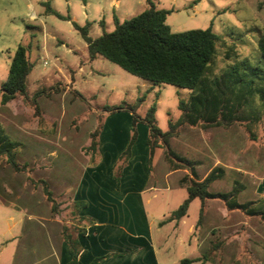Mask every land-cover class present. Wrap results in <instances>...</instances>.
Instances as JSON below:
<instances>
[{
	"label": "rangeland",
	"instance_id": "rangeland-1",
	"mask_svg": "<svg viewBox=\"0 0 264 264\" xmlns=\"http://www.w3.org/2000/svg\"><path fill=\"white\" fill-rule=\"evenodd\" d=\"M45 1L0 0V123L13 139L22 143L16 156L20 170L0 154V249L8 246L2 253L3 262L12 259L19 242L11 240L9 234L8 227L14 222L8 218L11 215L23 216V224L13 231L23 226L26 235L22 240L29 246L52 241L58 226L62 237L65 233L73 236L80 229L84 222L78 215L73 193L83 168L97 159V150L91 148L92 134L108 123V133L117 131L113 138L116 151L121 153L114 164H128L129 158L121 156L129 146L132 150L136 142L131 143L132 134L138 131L139 123H145L139 121L135 125L126 108H133L144 117L156 103V125L163 132L170 130V123L176 125L169 145L179 155L198 162L196 170L201 179L213 168L223 167L226 174L210 185L211 192H228L239 183L244 185L238 196L240 202L260 198L255 192L264 173V100L259 93L255 92L241 111L248 118L258 116V122L236 121L227 127L209 128L181 124L179 104L188 101L192 89L154 85L101 55L91 59L87 44L72 21L46 12ZM49 1L55 11L74 17L78 24L91 22L93 38L102 33V27L112 31L115 17L123 22L141 13L147 4L146 0H120L121 9L114 10L112 0H89V8L81 0ZM155 3L171 11L167 23L173 31L212 27L219 35L217 54L207 73L210 77H220L238 63H245L243 68L240 65L241 74L251 75L250 66L264 69L259 50L264 0ZM20 44L31 45L33 69L27 78V93L3 105L2 85ZM254 81L255 86H260L259 77H254ZM120 106L123 108L114 109ZM111 115L114 119H110ZM155 141L158 143L148 164H153L156 188L147 191L144 199H149L146 209L156 227L169 220L172 211L188 197L181 180L191 174L188 169H179L166 176L171 168L165 159V146L160 139ZM121 169L116 166V177H120ZM115 181L118 185L119 180ZM45 185L54 202L47 197ZM202 206L203 200L195 198L184 223L175 219L178 224L170 222L162 228L161 235L167 240L172 258L166 263L184 257L195 259L196 264H264V219L228 209L220 199H206L200 220ZM30 215L36 217L28 219ZM191 224L193 233H189ZM156 236L159 238L160 234Z\"/></svg>",
	"mask_w": 264,
	"mask_h": 264
},
{
	"label": "trees",
	"instance_id": "trees-1",
	"mask_svg": "<svg viewBox=\"0 0 264 264\" xmlns=\"http://www.w3.org/2000/svg\"><path fill=\"white\" fill-rule=\"evenodd\" d=\"M81 1L86 3L87 0ZM146 1L148 7L144 11L123 22L115 18V28L108 32L102 27V34L96 38L90 35L91 22L87 21L85 25H80L72 21L75 29L79 31L87 44L89 57L94 59L101 55L154 85L170 84L192 89L193 92L188 101L182 100L179 104L182 111L181 124L209 128L227 127L236 121L258 122L260 119L258 116H249L250 118H248V116H242L241 111L255 92L260 94L261 100H264V69L250 66L248 68L251 70V75L241 74V68L245 63H238L220 77H210L207 73L217 54L219 35L212 30V27L175 32L167 23V15L171 11L158 8L155 0ZM43 5L46 12L71 20L70 16H64L55 11L49 0L45 1ZM30 50V44H20L14 53L8 77L2 85L1 103L3 105L14 100L18 95L27 93V78L33 69ZM259 50L264 58V29L259 39ZM240 65H242L241 68ZM254 77H259L260 86L254 85ZM121 108L123 106L114 109ZM126 109L132 114L135 125L139 121L148 125V145L151 157H153L155 146L158 143L155 140L160 139L163 142V147L165 146V159L171 170L188 169L190 171L191 177L185 176L181 180L182 185L188 191V197L177 210L172 212L170 220H179L186 216L190 203L195 198L203 200L200 220L203 216L206 199H220L228 209H238L246 215H259L264 219V197L248 202L239 201L238 196L244 190V185L235 183L228 192H211L209 190L213 182L225 175V169L221 166L215 167L204 179H200L196 170L198 162L179 155L169 145L170 138L176 133V125L170 123L168 132H163L156 125V103L144 117L139 116L133 108ZM100 131L101 128L92 134L91 148L94 150H98ZM251 135L253 136V134ZM136 138L137 131L135 130L131 143H134ZM21 146L22 143L13 139L0 123V154L6 155L7 161L16 170L21 169L16 159ZM130 148L131 146L123 153L121 159L130 157ZM116 179L119 180V177ZM45 192L49 200L54 202L52 192L47 185H45ZM76 203L79 208L86 205L82 202ZM64 239L70 246L72 262L82 264L78 261V241L66 233ZM107 257L96 258L89 264H100ZM194 261L196 260L183 258L181 264H192Z\"/></svg>",
	"mask_w": 264,
	"mask_h": 264
},
{
	"label": "crops",
	"instance_id": "crops-1",
	"mask_svg": "<svg viewBox=\"0 0 264 264\" xmlns=\"http://www.w3.org/2000/svg\"><path fill=\"white\" fill-rule=\"evenodd\" d=\"M139 3L143 5V2ZM84 4L88 8L91 5L89 0ZM110 5L114 10H119L122 4L120 0H112ZM147 7L148 4H145L144 10ZM71 21H75V18H71ZM112 117L114 116L111 115L110 119H114ZM144 124L137 125V138L128 164H114L121 153L116 151L113 138L117 131L108 133L105 128L107 123L99 134L96 161L87 164L78 179L73 200L86 205L78 210V215L83 218L84 223L79 230H75L73 238L79 243L78 261L82 264H89L103 256L108 257L100 264H170L166 263L167 259L168 261L172 259L170 247L161 235V230L167 223L176 220L167 218L169 220L161 221L155 227V222L150 219V213L146 209V202L149 199L145 201L144 194L156 186L153 164H148L151 157L148 145L149 127ZM117 165L122 166L118 185L115 181ZM176 171L179 169L167 171L166 176ZM255 192L258 197H264V173L259 177ZM34 217L36 216L30 215L28 219ZM8 218L14 221L8 227L11 240L18 239L19 242L9 261L3 262L2 259V253L8 246L0 249V264H75L72 262L70 246L64 236L62 237L59 226L54 228L55 230L52 228L54 230L52 241L37 242L35 246H29L22 240L23 235H26L24 231L22 232L23 226L13 231L14 227L23 224V216L15 218L11 215ZM179 221L184 223V217ZM193 226L190 225L189 233H193ZM157 233L160 234L159 238L156 236ZM183 258H175L171 263L181 264ZM192 264H196V261Z\"/></svg>",
	"mask_w": 264,
	"mask_h": 264
}]
</instances>
